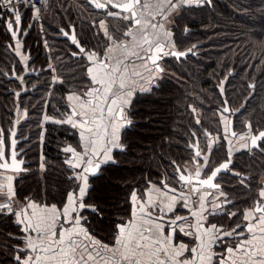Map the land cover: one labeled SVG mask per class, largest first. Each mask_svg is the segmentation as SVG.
I'll use <instances>...</instances> for the list:
<instances>
[{
	"label": "trees",
	"instance_id": "1",
	"mask_svg": "<svg viewBox=\"0 0 264 264\" xmlns=\"http://www.w3.org/2000/svg\"><path fill=\"white\" fill-rule=\"evenodd\" d=\"M39 6L40 19L28 35L30 49L40 59L38 64L34 63L39 68L48 58L52 59L55 74L63 83L53 84L50 71L41 67L38 76H23L25 85L37 83L39 86L16 97L15 91L22 83L7 79L5 74L10 73L12 66L18 74L23 68L11 50L0 42V127L12 128L16 102L28 110V117L18 127L17 134L20 137L29 133L23 143L29 145L28 171L17 174L14 180L17 200L22 203L28 198L62 206L66 193L73 190L76 182L67 179L72 172L64 163L67 158L61 147L66 144L78 147V131L68 124L47 122L40 147L42 113L46 110L47 115L60 118L67 111L66 93L82 92L91 84L85 78L87 60L70 55L77 49L61 35V29L67 32L74 28L81 46L102 54L108 41L94 25L106 12L95 11L87 0H48L46 5ZM106 20L116 40H121L122 33L131 26L115 17L107 16ZM186 27L191 29L185 32ZM172 29L176 50L186 51L196 43L194 54L181 60L164 59L162 75L151 92L138 93L132 100L129 116L134 124L122 136L126 152L115 154L119 167H105L102 175L90 179L92 187L85 203L98 205L104 219L99 220L86 210L82 214L90 221V225L86 224L89 230L106 243L112 240L115 225L128 219L134 189L166 180V173L171 177V161L193 167L191 134L202 133L203 129L212 135L221 133L219 109L224 100L231 109L235 131L245 129L246 122L252 124L253 133L264 128V35H258L264 33V0H212L211 5L185 6ZM223 80L222 96L220 82ZM250 84L255 87L250 88ZM197 119L200 124L196 123ZM262 149L264 144L260 149L235 152L230 169L239 175L221 174L218 179L222 191L233 202L229 205L231 212L242 213L258 199L257 190L264 175ZM226 152V141L221 140L212 156L213 166L226 160ZM40 153L44 156L43 170L39 169ZM214 217L226 218L227 222H217L220 225L235 227L241 215L232 220L222 215ZM18 237L20 231L13 218L0 217V264H14L9 257L14 254L13 247L19 244Z\"/></svg>",
	"mask_w": 264,
	"mask_h": 264
},
{
	"label": "snow or ice",
	"instance_id": "2",
	"mask_svg": "<svg viewBox=\"0 0 264 264\" xmlns=\"http://www.w3.org/2000/svg\"><path fill=\"white\" fill-rule=\"evenodd\" d=\"M96 9H107L105 15L115 17L127 22L131 27L122 35L128 40L113 38L104 20H100L98 27L106 37L108 43L103 54L94 50H86L80 45L73 28L72 35L61 29L62 35L69 38L76 47L70 55L79 59L83 57L88 61L84 69L85 78L91 87L82 92H71L67 97L70 111L64 114L63 119L55 120L57 124H68L73 129H79L77 148L66 146L63 152L70 154L64 163L72 172L67 179L75 181L72 191H68L62 201V207L56 204H38L28 198L21 203L17 200L14 187L15 175L26 171L22 166L24 149L18 150L20 140L17 139L15 125L20 119L11 121L13 127L5 130L0 127V217L14 218L13 223L20 229L22 235L19 244L13 247V255L9 257L14 264H264V187L258 192V199L253 207L241 212L223 211L233 202L222 191L221 185L214 181L221 174L239 173L231 172L232 148L228 147L226 161L214 167L212 156L216 145L221 140L231 144V137L238 134L231 130L232 121L227 113L230 109L228 101H223L219 109L220 123L223 125L222 133L213 138L207 129L202 130L204 147L200 139L190 143L193 155L190 161L195 168L189 172L187 167L171 161L172 176L159 181L160 187L149 183L143 196L136 191L131 194L132 210L128 220H121L115 225L112 240L104 243L89 231L86 224L90 221L82 213L88 211L91 215L103 220V210L98 205L85 203L88 192L91 190L90 179L103 174L102 170L108 166L119 167L116 153H124L127 146L122 143L125 131L131 130L134 121L129 118L132 100L138 93H150L151 89L139 84L138 79H144L141 72H129L128 63L141 61L142 67L149 73L147 82L155 85L159 74L163 72L159 61L166 57L181 60L193 53L176 50L173 33L166 24L168 16L183 6L211 5L212 0H87ZM46 5L48 0H41ZM0 7L6 11L0 13V20L4 22L8 33L15 41L14 51L24 62L27 69L29 57L23 55L21 36L27 35L23 26L22 9L32 13L31 20L40 19L41 7L36 0H0ZM118 9L119 11H113ZM162 16V22H154L155 17ZM28 24V30L32 28ZM188 30L185 29V32ZM258 35H264L259 33ZM47 47V41H44ZM7 47L12 48V45ZM119 52V56L115 55ZM151 65V67H149ZM48 71L55 73L56 68L48 65ZM12 75L23 83L24 77L16 75L13 68ZM52 83L62 84L58 75L52 77ZM224 81L220 82V93L224 94ZM35 87V86H34ZM254 88V85H249ZM17 97L20 93H15ZM196 109H193L195 112ZM16 113H21L17 105ZM28 117V110L23 109L21 119ZM52 118L43 116V120ZM200 124L199 119L196 120ZM245 133L239 134L240 140L250 138L252 149H260L264 144V131L252 133V124L246 122ZM196 137V133L191 134ZM26 141L27 138H24ZM242 148L248 149L245 142ZM264 151V149H262ZM41 169H44L43 156H41ZM188 173V174H185ZM202 176L204 178H202ZM175 179L188 189H183L177 195V189L170 187ZM243 183V181H241ZM218 193L219 195H216ZM196 197V200H193ZM223 198V203H213L206 207L209 200ZM181 205L188 209L194 224L185 223L186 216L176 215V206ZM198 204L195 211L192 210ZM171 213L174 218L166 220ZM206 214L227 216L229 220L242 216V222L234 228L225 230L223 226L210 224L204 226ZM193 237V240L184 243L179 240V234ZM15 238V237H10ZM233 238L232 245H226L224 253H214V244ZM190 244L195 246L190 247Z\"/></svg>",
	"mask_w": 264,
	"mask_h": 264
},
{
	"label": "crops",
	"instance_id": "3",
	"mask_svg": "<svg viewBox=\"0 0 264 264\" xmlns=\"http://www.w3.org/2000/svg\"><path fill=\"white\" fill-rule=\"evenodd\" d=\"M173 2H176V0H173ZM42 4V3H41ZM40 4V5H41ZM22 11V14H23V16H24V28L27 30V35L26 36H21L20 37V40H21V42H22V44H23V48L21 49V52H22V54L23 55H26V56H28L29 57V60L28 61H33V60H31L30 59V57L31 56H29V55H27V53H26V47L27 46H29V42H28V33L30 32V30H28V24L29 23H32V25H35V23H36V21H38V20H36V21H32L31 20V16H32V13L30 12V11H27V10H25V9H22L21 10ZM113 11H115V10H113ZM175 12V11H174ZM174 12H172L169 16H168V22H167V24H166V27L168 28V30H170L171 31V27H172V22H173V20H174V16H173V14H174ZM0 13H2L1 11H0ZM106 15L105 14H103V15H101L100 16V18H99V20H98V22H97V24L99 23V21L100 20H104L105 21V23H106V25L108 26V22H107V20H106V17H105ZM162 16H159V15H157L156 17H155V21L154 22H162ZM33 27V26H32ZM98 30L100 31V29L98 28ZM126 31H127V29H126ZM101 32V31H100ZM172 32V31H171ZM111 34V33H110ZM0 38H1V44L2 45H5L6 47L8 46V45H12L13 47L12 48H9L10 50H11V52L15 55V57H16V60H17V62L19 63V64H23L24 62L20 59V57L19 56H17L16 54H15V51H14V47H15V41L12 39V37L10 36V34L8 33V31H7V29H6V27L4 26V22H2V30H1V32H0ZM128 39H130V38H126V37H123L121 40H128ZM117 41H119V40H117ZM98 52V51H97ZM103 54V53H102ZM101 54V55H102ZM115 55H117V56H119V52H117ZM162 61V60H161ZM161 61H159V62H161ZM49 64H52V66L54 67V63H53V61H52V59H50V58H48L47 59V61H46V66L45 67H47L48 68V65ZM87 64H88V61H87ZM149 67H151V65H149ZM128 69H129V72H132V71H139V72H141V74H142V76L144 77V79H140V78H137L138 79V82H139V84H141V85H143L144 87H146V88H151V84L150 83H148L147 82V78H148V76H149V73L147 72V71H145L144 70V68L142 67V62L141 61H135L134 63H132V62H129L128 63ZM51 73V78L54 76V75H56L55 73H53V72H50ZM159 76H160V74H159ZM60 79V78H59ZM71 92H69V93H67L66 94V97L70 94ZM66 101H67V99H66ZM67 103H69L68 101H67ZM44 116V115H43ZM43 116H42V122H41V131H40V147H41V145H42V142H43V139H44V132H45V124L47 123V122H50V121H55V120H57V118L56 117H53V116H49V117H51L52 119L51 120H49V121H44L43 120ZM61 119H63V118H61ZM78 132H79V129H78ZM239 142H241V143H244V141L243 140H241V141H239ZM239 142H235L234 140H233V146H231V148H232V152L233 153H235L236 151H238L239 149H237L238 148V145L240 146V143ZM79 143H80V140H79V142H78V145H79ZM69 145H71L72 147H74V148H77V150L79 151L80 149H79V147H75V145H73V144H66V145H64V146H62L61 147V150L63 151V149L66 147V146H69ZM241 147V146H240ZM41 156H43V154L42 153H40V155H39V169L40 170H43V169H41V167H40V164H41ZM43 163H44V156H43ZM44 165H45V163H44ZM45 168V167H44ZM9 175H15V177L17 176V174H14V173H11V172H9L8 173ZM169 178V177H168ZM15 180V179H14ZM261 186L258 188V190H257V196H258V192L260 191V189H261V187H264V175L262 176V178H261ZM14 183V182H13ZM151 184H155V185H157V187H160V184L159 183H154V182H151ZM170 187H175L176 188V180L175 179H172L171 180V182H170V185H169ZM149 187V183L148 184H146L144 187H142L141 189H134L133 191H136L137 192V194H138V196H143L144 195V192H145V190L147 189ZM177 189V188H176ZM132 191V192H133ZM132 192H131V194H132ZM177 195L179 194V190L177 189V193H176ZM217 195V194H216ZM30 200H32V201H34V202H36V203H38V204H46V203H41V202H39V201H35V200H33V199H30ZM222 201H223V198H221V199H219V200H211V198H210V200L208 201V202H206V207H211V205L213 204V203H221L222 204ZM0 202H3V201H0ZM48 205H51V204H48ZM58 207H62V206H58ZM198 207V204L195 206V207H193L192 208V210L193 211H195L196 210V208ZM251 207H253V206H251ZM251 207H246L245 209H243V211H245V210H247V209H249V208H251ZM230 207L228 206L227 208H226V210L228 211V212H231V208L229 209ZM176 215H180V216H186V217H188V220L185 222V223H187V224H194L196 221H195V219L193 218V217H191V215H190V213H189V210L188 209H185V208H183L181 205H177L176 206ZM131 210H132V205H131V195H130V213H131ZM242 211V212H243ZM216 216V215H215ZM206 220H205V222H204V226L205 227H208L210 224H217L218 226H221L220 224H218L217 222H219V223H222L223 221H226L227 222V220H226V218H222V217H218L217 219H216V217H214V215H211V214H206ZM130 218V215H129V217H128V219ZM172 218H174L173 217V215L171 214V213H168L167 214V216L165 217V219L166 220H169V219H172ZM14 219V218H13ZM127 219V220H128ZM242 222V216H241V218H240V220H239V223H241ZM223 226V225H222ZM85 227H87L86 225H85ZM223 228L225 229V230H229L230 228H234V226H232V225H226V226H223ZM19 229V228H18ZM19 231H20V229H19ZM90 231V230H89ZM91 232V231H90ZM92 233V232H91ZM22 235V233L20 232V236ZM92 235H94L93 233H92ZM95 236V235H94ZM97 239H99L97 236H95ZM179 240L180 241H182V242H184V243H188L189 241H191V240H193V237H186V236H184L182 233L181 234H179ZM101 240V239H100ZM104 242V241H103ZM235 241H234V239L233 238H229V239H226V240H223V241H221L220 243H217V244H214L213 245V248H212V250H213V252L214 253H218V254H222V253H224V249H225V246L226 245H232L233 243H234ZM104 243H106V242H104ZM190 247H192V246H195V244H190L189 245Z\"/></svg>",
	"mask_w": 264,
	"mask_h": 264
},
{
	"label": "flooded vegetation",
	"instance_id": "4",
	"mask_svg": "<svg viewBox=\"0 0 264 264\" xmlns=\"http://www.w3.org/2000/svg\"><path fill=\"white\" fill-rule=\"evenodd\" d=\"M101 1H103V0H101ZM92 6V5H91ZM93 7V6H92ZM183 7H185V6H183ZM183 7H181V8H179L178 10H176L175 12H174V14H173V16H174V20H173V22H172V27H171V31H173V25H174V21H175V19H176V17L177 16H179L180 15V13H181V11H182V9H183ZM94 9V8H93ZM95 11H96V9H94ZM112 10H114V9H112ZM106 11H108V10H105L104 12H106ZM115 11H118V10H115ZM25 24H24V18H23V26H24ZM131 27V26H130ZM186 29L187 30H189V29H191V28H188V27H186ZM68 33H70V31L68 30L67 31ZM30 33V32H29ZM28 33V34H29ZM62 35V34H61ZM62 36H64V35H62ZM27 39H29V37L27 38ZM172 39H173V36H172ZM174 40V39H173ZM196 44V43H195ZM194 45V44H193ZM192 45V46H193ZM34 46H35V43H34ZM192 48V47H191ZM31 49H32V47H31ZM31 49H30V46H27L26 47V53H27V55H29V56H31L30 57V59L31 60H33V61H28L27 62V69H28V71H25L24 70V63L21 65L22 66V68H23V71L20 73V74H18V72H16L15 71V73H16V75H19V76H24V75H33V76H38V74L40 73V70H41V67L43 68L42 70H46V69H48L47 67H45L46 66V63H45V65H39V68H38V65H35V61H37V64L40 62V59H39V56H37L35 53H33V49H32V51H31ZM169 57H171V56H169ZM167 58V57H166ZM165 59V58H164ZM164 59H162V61L161 62H159L160 63V66H161V68H162V64H163V61H164ZM13 66H12V68H11V71H10V73H6L5 74V76H6V78L7 79H9V80H13V79H15L14 77H13V75H12V72H13ZM161 75H162V73H161ZM161 75L159 76V78L161 77ZM15 80H17V79H15ZM225 80V79H224ZM223 80V81H224ZM18 82H20L19 80H17ZM157 80H155V82H156ZM51 82H52V79H51ZM21 83V82H20ZM27 86V87H26ZM35 86V87H34ZM39 85L36 83V84H32V85H25V83H24V81H23V83H22V87L19 89V90H16L15 91V93H17V92H19V93H23V92H25V91H29V92H31V91H34L37 87H38ZM92 85H90L89 87H91ZM153 87V85L151 84V88ZM223 87H224V85H223ZM150 88V89H151ZM71 92H77V91H71ZM67 93H69V92H67ZM66 93V94H67ZM66 96V95H65ZM17 97V96H16ZM65 103H66V105H67V111H64L62 114H61V117L60 118H64V114H67V113H69V111H70V108H69V103H67V101H66V97H65ZM17 105H19L20 106V104H19V102H16V104H15V108H14V110H13V118H12V120L11 121H14V120H16V119H20V124H18V125H15V128H16V131H17V134H18V130H19V126L22 124V123H24V121H25V119H21V116H22V112H23V109H25V108H22L21 106H20V109H21V113H16L15 112V109H16V106ZM227 106L229 107V105L227 104ZM223 107V106H222ZM229 109H230V107H229ZM231 110V109H230ZM43 115H47L46 114V110H43V113H42ZM42 115V116H43ZM225 115H228V118H229V120L231 119V116H230V113H227V114H225ZM129 118L131 119V117L129 116ZM232 120V119H231ZM41 122H42V118H41ZM41 122H40V127H41ZM46 125V124H45ZM232 125H233V123H232ZM70 126V125H69ZM12 127H13V124H12ZM45 127V126H44ZM71 127V126H70ZM72 128V127H71ZM77 131H78V129H76ZM262 130H264V128H262L261 130H259V131H262ZM40 131H41V129H40ZM222 131H223V125H222V123H221V133H222ZM233 131H235L234 129H233ZM247 130H246V128L245 129H243V130H241V131H235L237 134H238V136H239V134H241V133H245ZM259 131H257L256 133H253V134H257ZM45 133V132H44ZM218 135V133H215L214 135H212L213 136V138H215L216 136ZM237 136V137H238ZM78 137H79V132H78ZM24 138H27V140H28V138H29V133H27L26 135H24V136H20V137H18L17 136V139H21V141H20V143L18 144V149H20V148H24V154L23 155H25V159L26 160H28V149H29V145L27 144H23L24 142H26L25 140H24ZM195 138L197 139V138H199L200 139V142H201V147L203 148L204 147V137H203V135H202V133H199V134H197L196 135V137H194V142H195ZM235 138L236 137H231V136H229V139L231 140V142H233V140H235ZM248 140H249V138H247V140L245 141V140H243L244 141V143L245 142H247L248 143ZM39 141H40V137H39ZM43 141H44V139H43ZM241 141V140H240ZM79 142V141H78ZM193 142V143H194ZM240 143V146L242 145V144H244V143H241V142H239ZM249 144V143H248ZM203 145V146H202ZM239 145H238V148L237 149H239L238 151H240V150H246V149H244V148H242V147H240ZM228 147H230L229 146V144L226 142V148H228ZM247 150H252V148H248ZM63 152V151H62ZM237 152V151H236ZM64 153V152H63ZM65 154V153H64ZM234 154V153H233ZM233 156V155H232ZM232 158V157H231ZM232 160V159H231ZM29 161V160H28ZM27 167H28V165H27ZM185 167V166H184ZM231 167V166H230ZM188 171L189 172H194L195 171V168H194V166L192 167V168H188ZM168 177H169V174H165V178L166 179H168ZM217 182H218V180H217ZM219 183V182H218ZM176 188H177V182H176ZM223 202V201H222Z\"/></svg>",
	"mask_w": 264,
	"mask_h": 264
},
{
	"label": "water",
	"instance_id": "5",
	"mask_svg": "<svg viewBox=\"0 0 264 264\" xmlns=\"http://www.w3.org/2000/svg\"><path fill=\"white\" fill-rule=\"evenodd\" d=\"M101 2H103V1H101ZM94 8V7H93ZM94 9H96V8H94ZM96 10H103V11H105V10H107V9H96ZM114 10H118V9H114ZM119 11V10H118ZM73 28H71V30H72ZM70 30V33H69V36H71L72 35V31ZM68 40H70L69 38H67ZM71 41V40H70ZM194 45H196V44H194ZM187 51V50H186ZM230 121H232L231 119H230ZM231 130L233 131V125L231 126ZM262 131H264V130H262ZM258 134V133H257ZM18 140H20L21 141V139H18ZM195 140H196V138H195ZM248 143H249V147L250 148H252V146H251V142H250V138H249V140H248ZM20 149H24V148H20ZM19 150V149H18ZM194 151V150H193ZM17 159H23L24 161H25V164L22 166L23 168H25L26 169V171H28V167H27V165H28V160H26L25 159V155H23L22 157L21 156H18L17 157ZM226 160H223V161H221L220 163H223V162H225ZM220 163H218L217 165H215L214 167H216V166H218ZM231 166V165H230ZM26 171H24V172H26ZM24 172H21V173H24ZM21 173H19V174H21ZM185 174H188V173H185ZM202 178H204L203 176H202ZM218 180V179H217ZM217 180H215L214 182L215 183H218L217 182ZM218 184H220V183H218ZM221 185V184H220ZM223 203V202H222Z\"/></svg>",
	"mask_w": 264,
	"mask_h": 264
},
{
	"label": "built area",
	"instance_id": "6",
	"mask_svg": "<svg viewBox=\"0 0 264 264\" xmlns=\"http://www.w3.org/2000/svg\"><path fill=\"white\" fill-rule=\"evenodd\" d=\"M36 2H37V4H38V6L41 4V0H36ZM0 11L3 13V12H5L6 10L4 9V8H2V7H0ZM177 189L180 191L181 189H183L185 192H187L188 191V189L187 188H185L182 184H179V183H177ZM197 198L196 197H193V200H196ZM223 211H227L226 209H223Z\"/></svg>",
	"mask_w": 264,
	"mask_h": 264
},
{
	"label": "rangeland",
	"instance_id": "7",
	"mask_svg": "<svg viewBox=\"0 0 264 264\" xmlns=\"http://www.w3.org/2000/svg\"><path fill=\"white\" fill-rule=\"evenodd\" d=\"M160 75H161V73H160ZM59 119H61V118H57V120H59ZM238 137H239V136H238ZM238 137L235 138V140H234L235 142H239V141H240V139H239ZM233 144H234V143L231 142V144H230L229 146L231 147V146H233ZM64 153H65V152H64ZM69 155H70V154L65 153L66 158H68Z\"/></svg>",
	"mask_w": 264,
	"mask_h": 264
}]
</instances>
